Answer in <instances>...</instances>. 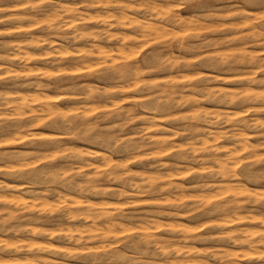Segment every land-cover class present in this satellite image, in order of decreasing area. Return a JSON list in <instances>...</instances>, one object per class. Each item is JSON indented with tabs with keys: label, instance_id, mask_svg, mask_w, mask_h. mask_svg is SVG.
<instances>
[{
	"label": "rangeland",
	"instance_id": "obj_1",
	"mask_svg": "<svg viewBox=\"0 0 264 264\" xmlns=\"http://www.w3.org/2000/svg\"><path fill=\"white\" fill-rule=\"evenodd\" d=\"M26 1L0 0V21H2L0 22V167L7 165L10 167L11 165L17 169L22 163L29 164L22 170L0 169V264H25V256L27 259L29 257L33 259V255L34 258H37V255H42V257L65 261H61L62 264L67 261L66 264H99V262L93 261L96 258L108 259L105 262H100V264H161L162 262L167 263L169 260L172 261L173 258L177 262L176 264L183 259L201 260L203 258L209 259L212 264H218L213 256L209 255L212 250L213 253L222 254L223 247L239 251L243 249L242 246H234L232 241H217L218 237L224 236L229 229L233 231L237 227L236 229H247L250 233L256 234L264 231V227L254 224H240L235 227L220 228L218 224L223 222L228 214L210 210L215 207L216 203L217 205L218 203L226 204V202L235 199V194L240 191L239 185H241L240 181L234 179V177H229L224 181L220 174L219 164L213 159L219 155H221L219 156L221 158L225 155V159L228 156L226 152L224 153L226 148L239 146V149L240 145H246L245 140H248L247 145L252 146H250L251 151L240 150L241 152L237 156L239 161L236 162L237 158L232 159L231 162L229 161V168L232 166L236 169L240 175V180H242L241 182L249 189H253V193L259 197H264V0H157L161 6L160 8H164L165 12L168 9L169 13L164 12L165 14L163 13L164 9L160 8V14L150 12L145 6L150 0H122L123 2L120 3V0H114L117 1L115 4L114 1L107 0L109 2L105 8H95L91 4L94 0ZM136 2L144 8L137 7ZM61 3L65 4L66 7ZM121 3H123L122 5H131L133 8L124 11L120 7ZM171 3L172 5L167 6ZM62 5L65 8L60 7ZM74 7L76 11H69ZM169 9L171 10L169 11ZM242 9H245V12ZM173 10L174 12H172ZM45 11L49 13L46 14ZM78 11H82V13ZM86 11L89 15L86 14ZM122 11L133 16L137 14L135 16L138 19L129 14L123 15ZM107 12L112 13V16ZM177 13L185 15L183 18H188V22L190 20L196 22L197 20L199 24L195 22L189 24V26L187 24H173L172 26L171 24L170 29L167 28L166 31L157 34L152 33L154 36L148 32L146 36L141 35L145 33L142 30V25L145 26L147 20V22L162 24V21L165 20H162L164 17L161 16H173ZM208 13H212V16ZM49 14L51 16H48ZM113 14L118 17L119 21L126 17L125 20L121 21L122 24L120 23L123 27L118 24V19L116 20ZM102 16H105L106 21L101 18ZM119 16L124 17L120 18ZM89 17H93L92 21ZM88 18L90 20L85 21ZM127 18L132 20H127ZM73 20L77 22H73ZM135 20L139 23L137 24ZM249 20H251L250 25ZM131 22L133 25H131ZM108 23L113 24V26L109 28ZM185 27L189 32L187 30L185 32ZM26 29L28 30L26 31ZM78 29L79 32H77ZM3 30L6 32L3 33ZM119 30H122V33ZM108 31L112 34L111 36ZM123 32L128 33V35ZM115 35L120 37L117 38ZM112 36L116 37L117 40L119 39V41L116 38L114 40ZM142 36H144L143 39H140ZM106 38L111 39L107 40ZM31 42L33 43L31 44ZM119 42L121 46L118 44ZM36 43L39 44L35 45ZM133 45L135 48H133ZM126 50H130V52ZM136 67L141 69L131 71ZM123 71L126 72L125 74L128 77L121 73ZM122 75L124 76L122 77ZM203 86H206V88ZM93 88L95 91L92 90ZM181 89L180 93L183 96L178 94ZM194 93L197 96L199 95V98ZM19 95L28 96L31 106L17 107V104L19 106ZM186 95L187 97H185ZM220 95L222 96L220 97ZM32 98H43L50 101L55 99L59 102L49 110V108L44 107V104L32 102ZM192 98L194 99L192 100ZM42 109L43 111H41ZM145 119L149 121V124L147 121H143ZM246 121H249L248 127H245ZM225 135L226 138H224ZM161 138L168 139L169 145L167 147L160 148L157 144H154ZM2 144L4 146H1ZM135 144L139 145L135 146ZM137 146L142 148L138 149ZM166 149L169 151L166 152ZM26 152L29 155L22 160L19 154ZM104 152L110 156L111 160L101 159V154H104ZM208 157L210 158L208 159ZM85 161L93 164L90 166ZM86 165H89V167ZM120 165H123L124 168ZM94 166H97L96 169ZM81 167H84V169ZM58 170L61 171L58 172ZM151 170L158 171L154 173L155 171ZM53 173L55 177H53ZM123 174L124 176H122ZM156 174L160 178L157 181L159 187L165 186L168 188L167 184H171L169 192L162 191L159 187L155 190L148 188L150 186L148 176ZM90 177L97 185V191L92 190L90 187L94 184L88 180ZM168 178L171 180H167ZM200 180L201 182H199ZM168 181H171V183ZM180 182L182 184L179 186L184 188L182 190L175 189ZM8 184L14 188L6 187ZM102 185L106 189L101 188ZM198 186L201 189H198ZM203 186L206 187L203 188ZM68 195L72 197L68 198ZM167 197L173 199L172 206L162 204ZM129 198L130 201L128 202ZM246 198L239 195L238 200L245 201ZM70 199H73V201ZM82 199L97 206H103L107 208L105 210L113 211L111 213L122 219L123 225L128 226V228L123 226V229H120L122 236L118 239L114 237L103 238L102 235L91 239L86 236L85 239L87 238V240L83 239L79 246L75 241L79 237L78 235L74 239L67 238L69 235L64 231H67L69 227H74L75 222L76 226L92 224L91 220L71 221L66 215L67 210L69 212L72 210L78 212L77 209L83 211L84 208L74 206L77 200L82 201ZM108 203H111V205L109 206ZM6 207H8L7 210ZM113 207L115 208L113 209ZM247 207L240 210L239 215L245 216L254 212L252 205ZM160 208H163V210ZM12 209L16 213H10ZM3 210L5 211L3 212ZM171 211L175 214L169 216L168 213ZM184 212L186 217L179 215L185 214ZM33 214L34 216L37 214L38 217H34ZM216 214L218 215L216 216ZM13 215L20 217H13ZM40 216H43V218H40ZM37 218L40 219L37 220ZM145 220L150 222L147 221V223ZM69 221L72 222V226L68 224ZM155 221L158 222L155 223ZM98 222L103 226L105 224V220ZM143 222L147 226L142 225ZM161 222L165 224L160 225ZM174 222H179V224L174 225ZM216 223L218 224L216 225ZM173 225L174 227H172ZM249 225H252V227ZM201 226L203 227L200 228ZM168 227L172 229H168ZM38 228L43 229V235H35L34 230L37 231ZM156 228L157 230H155ZM53 230L57 233H54ZM213 233L214 235L210 236ZM183 234L188 236V240H183ZM31 238L33 242L29 240ZM242 238L244 237L242 236ZM21 240L24 242H21ZM26 240H29L28 242L31 245ZM7 241L8 244L9 241L14 242L7 246ZM146 241L152 242L148 245L145 243ZM161 241H164V243ZM97 242L103 243L99 246ZM42 243L43 245L56 244L61 248L69 246L67 249L71 248V250H68L72 252L70 254H68V251L40 252L38 248L42 246ZM157 243L158 245H155ZM103 244H106L104 245L105 248ZM172 244H176L175 247ZM162 245L168 247V255L163 253ZM189 245L193 248H190ZM29 246L31 247L29 248ZM84 248L86 249L84 250ZM180 249L184 254L179 255L177 253ZM188 249L192 251L189 253ZM198 251L206 252L205 254H199ZM118 253H125V258H117L116 254ZM13 256L18 260L14 261ZM195 256L198 257L195 258ZM154 259H157V262ZM248 263L263 264L264 261L242 262V264Z\"/></svg>",
	"mask_w": 264,
	"mask_h": 264
},
{
	"label": "bare ground",
	"instance_id": "obj_2",
	"mask_svg": "<svg viewBox=\"0 0 264 264\" xmlns=\"http://www.w3.org/2000/svg\"><path fill=\"white\" fill-rule=\"evenodd\" d=\"M27 1H30V0H27ZM26 1V2H27ZM110 1V0H109ZM109 1H103V0H98V1H96L95 2V0H94V2H92L91 4H93V6L95 7V8H105V6H106V4L109 2ZM112 1H114V0H112ZM119 1V0H118ZM122 0H120L119 1V3L121 2ZM124 1V0H123ZM122 1V2H123ZM166 1V0H165ZM22 2H24V1H22ZM91 2V1H90ZM117 1H114V4L116 3ZM132 2V1H131ZM159 1H157V0H150V1H148L147 2V4H145V6L147 7V9L150 11V12H153V13H157V14H160V9H164V8H160L161 6H160V4L158 3ZM176 3H177V1H175ZM111 3V2H110ZM125 3H126V1H125ZM124 3V4H125ZM137 3V2H136ZM140 3H141V1H140ZM144 3V2H143ZM160 3H161V1H160ZM166 3V2H165ZM164 3V4H165ZM13 4V3H12ZM27 4V3H26ZM25 4V5H26ZM28 4H29V2H28ZM32 4V3H31ZM57 4V3H56ZM61 4H63V3H61ZM81 4H83L82 2H81ZM123 3H121L120 4V7L121 8H123L124 9V11H126V10H128V9H132L133 7L130 5H122ZM138 4V3H137ZM163 4V3H162ZM163 4V5H164ZM182 4V3H181ZM207 4V3H206ZM14 5V4H13ZM19 5V4H18ZM63 5H65V4H63ZM60 6V7H64V6ZM76 5V4H75ZM74 5V6H75ZM133 5V4H132ZM141 5V4H140ZM166 5V4H165ZM169 5H172V3L171 4H167V6H169ZM177 5V4H176ZM238 5V4H237ZM31 6V5H30ZM177 6H179V5H177ZM181 6V5H180ZM209 6V5H208ZM225 6V5H224ZM230 6H232V5H230ZM19 7V6H18ZM56 7V6H55ZM65 7H66V5H65ZM64 7V8H65ZM68 7H69V5H68ZM71 7V6H70ZM77 7V6H76ZM132 7V8H131ZM137 7H143L144 8V6H139V4H138V6ZM229 7V6H228ZM17 8V7H16ZM45 8V7H44ZM53 8V7H52ZM72 8V7H71ZM135 8H136V6H135ZM160 8V9H159ZM205 8V7H204ZM208 8V7H207ZM225 8V7H224ZM70 9V8H69ZM68 9V10H69ZM119 10H120V8H118ZM137 9H139V8H137ZM234 9H236V8H234ZM67 10V9H66ZM97 10V9H96ZM109 10V9H108ZM162 10H161V12H162ZM171 9H169V11H170ZM239 10V9H238ZM243 10V9H242ZM245 10V9H244ZM243 10V11H244ZM29 11V10H28ZM53 11V10H52ZM69 11H76V9H75V7L73 8V9H71V10H69ZM83 11H85V10H83ZM88 11V10H87ZM87 11H86V14L87 15H89L88 13H87ZM110 11V10H109ZM118 11V10H117ZM175 11H177V10H175ZM208 11V10H207ZM211 11V10H210ZM228 11V10H227ZM46 12V11H45ZM55 12V11H54ZM64 12V11H63ZM78 12H81L82 13V11H78ZM105 12V11H104ZM119 12V11H118ZM165 12V9L163 10V13ZM166 12H168V9H167V11ZM165 12V13H166ZM172 12H174V10L172 11ZM178 12H180V11H178ZM202 12H204V11H202ZM201 12V13H202ZM206 12V11H205ZM240 12V11H239ZM242 12V11H241ZM245 12V11H244ZM30 13V12H29ZM49 12H46V14H48ZM53 13V12H52ZM68 13V12H67ZM108 14H110V12H107ZM106 13V14H107ZM121 13V12H120ZM122 13H124L123 15H132V14H130V13H128V14H125V12H123L122 11ZM121 13V14H122ZM143 13V12H142ZM164 13V14H165ZM169 13V12H168ZM167 13V14H168ZM214 13H215V11H214ZM222 13V12H221ZM220 13V14H221ZM246 13H248V12H246ZM54 14V13H53ZM59 14V13H58ZM107 14V15H108ZM112 14V13H111ZM110 14V15H111ZM119 14V13H118ZM164 14H162V15H164ZM170 14H171V12H170ZM206 14H207V12H206ZM210 13H208V15H209ZM212 14V13H211ZM210 14V15H211ZM218 14V13H217ZM15 15V14H14ZM27 15V14H26ZM62 15V14H61ZM113 15H115V14H113ZM135 15H137V14H135ZM134 15V16H135ZM202 15H204V14H202ZM18 16V15H17ZM19 16H21L20 14H19ZM48 16H51L50 14L48 15ZM84 16V15H83ZM97 16H99V15H97ZM106 16V15H105ZM105 16H102L101 18L103 19ZM112 16V15H111ZM118 16V15H117ZM121 16V15H120ZM119 16V17H120ZM133 15H132V17H134ZM149 16H150V13H149ZM155 16L156 17H158L156 14H155ZM160 16V15H159ZM166 16V15H165ZM165 16H161V17H164L162 20H165V21H162V24H159V23H151V21H149V22H147L146 20V23H145V26L144 25H142L143 26V32H145V33H140L141 35H143L144 34V36H146V33L148 32V33H150V34H157L158 32H163V31H166L167 30V28H169V27H171L170 25L172 24V26H173V24L174 25H176V24H182V25H184V24H187V26H189V24H191V23H193V22H195L194 20H190L191 18V15H190V22H188V18H186V19H184L183 18V16L185 17V15H181V14H178L177 13V15H173V16H167V17H165ZM200 16V15H199ZM212 16V15H211ZM27 17V16H26ZM29 17V16H28ZM43 17V16H42ZM114 18L116 17V15L115 16H113ZM113 17H111V18H113ZM122 17H124V16H122ZM122 17H120V18H122ZM129 17H131V16H129ZM136 18H137V16H135ZM134 17V18H135ZM187 17V16H186ZM206 17H207V15H206ZM215 17H216V15H215ZM3 18V17H2ZM10 18V17H9ZM62 18V17H61ZM83 18V17H82ZM90 19H91V21H92V18L93 17H89ZM88 18V20L86 19H84L85 21H89L90 19ZM135 18V19H136ZM140 18V17H139ZM155 18V17H154ZM197 18V17H196ZM210 18H212V17H210ZM218 18V17H217ZM220 18V17H219ZM218 18V19H219ZM248 18V17H247ZM246 18V19H247ZM6 19V18H5ZM118 19V17H116V20ZM126 19V17L124 18V19H121L120 21H119V19H118V21L117 22H119L118 24L120 25V23H121V21L122 20H125ZM129 18H127V20H128ZM138 19V18H137ZM143 19H144V17H143ZM215 19V18H214ZM17 20V19H16ZM28 20V19H27ZM70 20V19H69ZM72 20V19H71ZM83 20V19H82ZM104 20H105V18H104ZM129 20H132V19H129ZM139 20H141V19H139ZM153 20V19H152ZM239 20H242V19H239ZM238 20V21H239ZM244 20V19H243ZM95 22H98L97 20H94ZM106 21V20H105ZM142 21V20H141ZM145 21H143V22H145ZM154 21V20H153ZM205 21V20H204ZM213 21V20H212ZM217 21V20H216ZM244 21H246V20H244ZM250 22H249V25H250V23H251V20H249ZM0 22H2V21H0ZM17 22H18V20H17ZM41 22V21H40ZM63 22V21H62ZM69 22V21H68ZM73 22H77V21H74L73 20ZM72 22V23H73ZM100 22H101V20H100ZM102 22H103V20H102ZM116 22V23H117ZM124 22H126V21H124ZM134 22V21H133ZM135 22L137 23V21L135 20ZM142 22V23H143ZM158 22V21H157ZM201 22H203L202 20H201ZM253 22V21H252ZM43 23V22H42ZM67 23V22H66ZM70 23V22H69ZM130 23V22H129ZM128 23V24H129ZM139 23V22H138ZM137 23V24H138ZM195 23H198L197 22V20H196V22ZM21 24V23H20ZM68 24V23H67ZM109 24V23H108ZM108 24H107V27H108ZM122 24V23H121ZM159 24V25H158ZM199 24V23H198ZM237 24V23H236ZM235 24V25H236ZM58 25V24H57ZM71 25V24H70ZM103 25H105V24H103ZM124 25V24H123ZM131 25H133L132 24V22H131ZM140 25V24H139ZM111 26H113V24H109V28L111 27ZM116 26V25H115ZM121 26V25H120ZM129 26H130V24H129ZM141 26V25H140ZM141 26V27H142ZM246 26V25H245ZM248 26V25H247ZM58 27H60V26H58ZM121 27H123V26H121ZM124 27H126V26H124ZM250 27H252V26H250ZM249 27V28H250ZM81 28V27H80ZM191 28V27H190ZM193 28H195V27H193ZM235 28H237L236 26H235ZM248 28V29H249ZM6 29V28H5ZM20 29V28H19ZM23 29V28H22ZM57 29V28H56ZM76 29V28H75ZM170 29V28H169ZM172 29V28H171ZM174 29V28H173ZM252 29H253V27H252ZM12 30V29H11ZM28 29H26V31H27ZM66 30V29H65ZM98 30V29H97ZM102 30V29H101ZM110 30V29H109ZM123 30V29H122ZM121 30V31H122ZM175 30V29H174ZM186 30H187V27H185V32H186ZM190 30H192V29H190ZM80 30L78 29V31L77 32H79ZM120 30H119V32H121ZM124 31V30H123ZM173 31V30H172ZM188 31V30H187ZM256 31H257V29H256ZM261 31V30H260ZM6 32V31H5ZM4 32V30H3V33H5ZM8 32V31H7ZM83 32V31H82ZM103 33L104 32H106V31H102ZM140 32H141V30H140ZM169 32V31H168ZM189 32V31H188ZM263 32V31H262ZM1 33V32H0ZM97 33V32H96ZM107 33V32H106ZM105 33V34H106ZM110 33V31H108V34ZM122 33V32H121ZM124 33V32H123ZM264 33V32H263ZM32 34V33H31ZM75 34V33H74ZM114 34H116V33H114ZM125 34V33H124ZM127 35H128V33H126ZM125 34V35H126ZM129 34H130V32H129ZM149 34V35H150ZM152 34V36H154ZM252 34V33H251ZM96 35V34H95ZM112 34L110 33V36H111ZM246 35V34H245ZM32 36V35H31ZM72 36H73V34H72ZM75 36V35H74ZM81 36V35H80ZM89 36H91V35H89ZM102 36V35H101ZM116 36V35H115ZM122 36V35H121ZM124 36V35H123ZM144 36H142L140 39H143V37ZM148 36V35H147ZM158 36V35H157ZM159 36H160V34H159ZM106 37V36H105ZM117 37V36H116ZM116 37H113L112 36V38L114 39V38H116ZM120 36H118L117 38H119ZM125 37V36H124ZM139 37V36H138ZM193 37V36H192ZM239 37V36H238ZM28 38V37H27ZM38 38V37H37ZM74 38V37H73ZM117 38H116V40H117ZM128 38V37H127ZM131 38H132V35H131ZM157 38V37H156ZM240 38V37H239ZM243 38V37H242ZM26 39V38H25ZM104 39V38H103ZM107 40H110V39H108V38H106ZM105 39V40H106ZM241 39V38H240ZM27 40V39H26ZM33 40V39H32ZM34 40H35V38H34ZM75 40V39H74ZM115 40V39H114ZM121 40H122V38H121ZM130 40V39H129ZM117 41H119V39L117 40ZM255 41V40H254ZM253 41V42H254ZM43 42V41H42ZM96 42V41H95ZM122 42H124V40H122ZM8 43V42H7ZM33 42H31V44H32ZM40 43V42H39ZM38 43V44H39ZM54 43V42H53ZM90 44H92L91 42H89ZM99 43V42H98ZM188 43V42H187ZM22 44V43H21ZM37 43L35 44V45H38ZM50 44H52V43H50ZM119 45L121 44L120 42L118 43ZM113 45V44H112ZM111 45V46H112ZM5 46V45H4ZM16 46V45H15ZM19 46V45H18ZM28 46V45H27ZM33 46V45H32ZM95 46V45H94ZM121 46V45H120ZM14 47V46H13ZM19 47H21V46H19ZM59 47V46H58ZM127 46L125 45V48H126ZM130 47V46H129ZM165 47V46H164ZM183 47V45L181 46V48ZM60 48H62V47H60ZM93 48V47H92ZM131 48V47H130ZM133 48H135L134 47V45H133ZM204 48V47H203ZM29 49V48H28ZM56 49V48H55ZM90 49V48H89ZM114 49V48H113ZM123 49V48H122ZM127 49V48H126ZM15 50H16V48H15ZM54 50V49H53ZM52 50V51H53ZM67 50V49H66ZM91 50V49H90ZM131 51H134V50H132V49H130ZM130 50H126V51H129L130 52ZM137 50V49H136ZM136 50H135V52H136ZM9 51V50H8ZM12 51V50H11ZM56 51V50H55ZM63 51V50H62ZM101 51V50H100ZM125 51V50H124ZM191 51V50H190ZM16 52H18V51H16ZM22 52V51H21ZM58 52V51H57ZM90 52V51H89ZM105 52V51H104ZM103 52V53H104ZM239 52V51H238ZM122 53V52H121ZM166 53V52H165ZM178 53V52H177ZM176 53V54H177ZM180 53V52H179ZM178 53V54H179ZM191 53V52H190ZM249 53V52H248ZM9 54V53H8ZM84 54H87V53H84ZM125 54V53H124ZM127 54H129V53H127ZM131 54V53H130ZM135 54V53H134ZM156 54V53H155ZM5 55V54H4ZM94 55V54H93ZM7 56V55H6ZM130 56V55H129ZM19 57V56H18ZM8 58V57H7ZM26 58V57H25ZM131 58V57H130ZM250 58V57H249ZM176 59V58H175ZM246 60V59H245ZM20 61V60H19ZM51 61V60H50ZM91 62V61H90ZM173 62H175V61H173ZM20 64V63H19ZM3 66V65H2ZM6 67V66H5ZM10 67V66H9ZM184 67V66H183ZM183 67H182V69H183ZM141 68L140 67H136L135 69H132L131 71H133V70H135V71H139ZM173 69H174V67H173ZM146 70V69H145ZM130 71V72H131ZM134 71V72H135ZM128 72V71H127ZM122 74H125L126 72L125 71H123V72H121ZM129 73V72H128ZM136 73V72H135ZM178 73V72H177ZM180 73H182V72H180ZM185 73V72H184ZM130 74V73H129ZM256 74V73H255ZM187 75H189V74H187ZM124 75H122V77H123ZM125 76H127L126 74H125ZM210 76V75H209ZM128 77V76H127ZM184 78V77H183ZM217 78V77H216ZM131 79V78H130ZM189 80V79H188ZM35 81V80H34ZM49 84V83H48ZM81 84H83V83H81ZM89 84H91V83H89ZM185 85V84H184ZM28 86V85H27ZM250 86V85H249ZM36 87V86H35ZM34 87V88H35ZM41 87V86H40ZM86 87H87V85H86ZM89 87V86H88ZM203 87H205L206 88V86H203ZM96 88V87H95ZM171 88V87H170ZM187 88V87H186ZM191 88V87H190ZM200 88V87H199ZM208 88V87H207ZM212 88V87H211ZM42 89V88H41ZM184 89H185V87H184ZM183 89V90H184ZM201 89V88H200ZM202 89H204V88H202ZM209 90H210V88H208ZM208 89H207V91H208ZM15 90V89H14ZM23 90V89H22ZM93 91H95V89L93 88L92 89ZM196 90V89H195ZM220 90V89H219ZM46 91V90H45ZM180 91H182V89L181 90H179V93L178 94H180V96H183V94L181 95V93H180ZM221 91V90H220ZM219 91V92H220ZM251 91V90H250ZM8 92V91H7ZM16 93H17V91H15ZM29 92V91H28ZM92 92V91H91ZM159 92V91H158ZM202 92V91H201ZM34 93V92H33ZM97 93V92H96ZM166 93H167V91H166ZM189 93V92H188ZM188 93H184V94H188ZM198 93V92H197ZM200 93V92H199ZM203 93H204V91H203ZM208 93V92H207ZM213 93V92H212ZM240 93V92H239ZM246 93H249V92H246ZM261 93V92H260ZM263 93V92H262ZM4 94V93H3ZM154 94V93H153ZM174 94H176V93H174ZM195 94V93H194ZM229 94V93H228ZM245 94V93H244ZM258 94V93H257ZM6 95V94H5ZM41 95V94H40ZM196 95V94H195ZM194 95V96H195ZM211 95V94H210ZM224 95V94H223ZM259 95V94H258ZM1 96V95H0ZM18 96V95H17ZM42 96V95H41ZM146 96V95H145ZM193 96V95H192ZM197 96V95H196ZM195 96V97H196ZM199 96V95H198ZM197 96V97H198ZM201 96H203V95H201ZM208 96V95H207ZM218 96V95H217ZM222 95H220V97H221ZM230 96V95H229ZM240 96V95H239ZM44 97V96H43ZM45 97H46V95H45ZM72 97V96H71ZM185 97H187V95L185 96ZM188 97H189V95H188ZM204 97V96H203ZM228 97V96H227ZM232 97V96H231ZM8 98V97H7ZM14 98H16V97H14ZM19 106H18V104H17V107H27V106H31L30 105V98L28 97V96H26V95H19ZM58 98V97H57ZM62 98H64V97H62ZM153 98V97H152ZM191 98V97H190ZM189 98V99H190ZM199 98V97H198ZM223 98V97H222ZM54 99V98H53ZM194 98H192V100H193ZM227 98H225V100H226ZM232 99V98H231ZM240 99V98H239ZM243 99V98H242ZM263 99H264V96H263ZM184 100V99H183ZM186 100H187V98H186ZM186 100H185V102H186ZM248 100H249V98H248ZM4 101H6V100H4ZM196 101V100H195ZM227 101H229L228 99H227ZM32 102H36V103H39V104H44L45 106L44 107H47V109L49 108V110L53 107V106H55L56 105V103L57 102H59V100H44L43 98H32ZM6 103H7V101H6ZM101 103V102H100ZM179 103V102H178ZM183 105V104H182ZM239 105V104H238ZM8 106V105H7ZM35 106V105H34ZM42 106V105H41ZM158 106V105H157ZM6 107V106H5ZM201 107V106H200ZM19 108V109H20ZM58 108V107H57ZM56 108V109H57ZM126 108V107H125ZM29 109V108H28ZM201 109V108H200ZM134 110V109H133ZM197 110V109H196ZM37 111V110H36ZM41 111H43V109L41 110ZM52 111V110H51ZM50 111V112H51ZM200 111V110H199ZM205 111V110H204ZM212 111V110H211ZM27 112V111H26ZM132 112H134V111H132ZM23 113V112H22ZM194 113V112H193ZM33 114V113H32ZM35 114V113H34ZM52 114V113H51ZM199 114V113H198ZM208 114V113H207ZM47 115V114H46ZM126 115V114H125ZM32 116H34V115H32ZM84 116V115H83ZM133 116V115H132ZM145 116V115H144ZM199 116V115H198ZM194 117V116H193ZM228 117V116H227ZM144 118V117H143ZM177 118H179V117H177ZM183 118V117H182ZM185 118H187V117H185ZM43 119V118H42ZM40 120V119H39ZM44 120V119H43ZM202 120V119H201ZM213 120V119H212ZM256 120H258V119H256ZM22 121V120H21ZM129 121V120H128ZM131 121V120H130ZM144 122L145 121H147L146 119L145 120H143ZM259 121V120H258ZM38 122V121H37ZM41 122V121H40ZM149 121H147V123H148ZM252 122V121H251ZM260 122V121H259ZM258 122V123H259ZM146 123V124H147ZM155 123V122H154ZM205 123V122H204ZM217 123V122H216ZM246 123V125H245V127H248V125H249V121H246L245 122ZM256 123V122H255ZM264 123V122H263ZM35 125H36V123H34ZM127 124V123H126ZM149 124V123H148ZM253 124H254V122H253ZM259 124H261V123H259ZM21 125V124H20ZM92 125V124H91ZM193 125V124H192ZM222 125V124H221ZM244 125V124H243ZM254 125H256V124H254ZM261 125H263V124H261ZM30 126V125H29ZM134 126V125H133ZM151 126V125H150ZM195 126V125H194ZM31 127V126H30ZM154 127V126H153ZM193 127V126H192ZM199 128V127H198ZM250 128V127H249ZM10 129V128H9ZM165 129V128H164ZM197 129V128H196ZM232 129V128H231ZM148 130V129H147ZM154 130V129H153ZM159 130H161V129H159ZM200 130V129H199ZM244 130H246V129H244ZM18 131V130H17ZM155 131H158V130H155ZM188 131V130H187ZM14 132V131H13ZM24 132V131H23ZM145 132V131H144ZM153 132V131H152ZM176 133V132H175ZM174 133V134H175ZM179 134V133H178ZM177 134V135H178ZM235 134V133H234ZM238 134H240V133H238ZM221 135H224V134H221ZM1 136V135H0ZM58 137V136H57ZM188 137V136H187ZM235 137V136H234ZM237 137V136H236ZM239 137V136H238ZM244 137V136H243ZM2 138V137H1ZM23 138V137H22ZM150 138V137H149ZM153 138H156V137H153ZM168 138V137H167ZM169 138H171V137H169ZM224 138H226V135L224 136ZM24 139V138H23ZM44 139V138H43ZM49 139V138H48ZM51 139V138H50ZM54 139H56V138H54ZM142 139V138H141ZM220 139H222V138H220ZM231 139V138H230ZM236 139V138H235ZM237 139H239V138H237ZM241 139V138H240ZM246 139V138H245ZM248 139V138H247ZM261 139H263V138H261ZM218 140V139H217ZM16 141V140H15ZM35 141V140H34ZM33 141V142H34ZM60 141V140H59ZM152 141H154V140H152ZM173 141V140H172ZM246 141V145L245 144H243V145H240V143H239V145H240V148L238 149V147L239 146H234L233 148H226L225 149V151H224V153L226 152V154L228 155L225 159H224V157H225V155H224V157L223 158H221V157H219V156H221V155H219V156H217L216 154H215V156H217V157H215L213 160L214 161H216L217 162V164H219V168H220V174H221V176H222V178L224 179V181L225 180H227L229 177H234V179H238L239 181H240V184L241 185H239V190L240 191H238V193L237 194H235L236 195V198L235 199H233V200H231V201H229V202H226V204H222V203H218V205H217V203L215 204V207L214 208H212V209H210V210H212V211H214V212H217V213H219V212H222V213H224V214H228V217L223 221V222H221L220 224H218V223H216V225L218 224V226L220 227V228H229V227H235V226H237V225H240V224H254V225H260V226H262V227H264V197L263 196H261V197H259V196H257V194H255V193H253V189H249L243 182H241L242 180H240V175L237 173V171H236V169L235 168H233L232 166H230V168H229V163L231 162V160L233 159H236L237 158V161L236 162H238L239 160H238V155L240 154V152L241 151H243V150H250V146L251 145H247V141L248 140H245ZM8 142V141H7ZM17 142V141H16ZM207 142V141H206ZM236 142V141H235ZM234 142V143H235ZM3 143H4V141H3ZM13 143V142H12ZM23 143V142H22ZM142 144H144V143H142ZM150 144H152V143H150ZM154 144H157L160 148H165V147H167V145H169L168 144V139H160V140H158V141H156V143H154ZM208 144V143H207ZM9 145V144H8ZM136 145H139V144H135V146ZM236 145H237V143H236ZM253 145V144H252ZM1 146H4L3 144L1 145ZM7 146V145H6ZM144 146V145H143ZM146 146V145H145ZM150 146V145H149ZM153 146H155V145H153ZM157 146V147H158ZM256 146V145H255ZM255 146H253V147H255ZM138 147V146H137ZM156 147V148H157ZM158 147V148H159ZM193 147V146H192ZM252 147V146H251ZM140 148H142V147H140ZM139 147H138V149H140ZM1 149V148H0ZM55 149V148H54ZM134 149V148H133ZM137 149V150H138ZM172 149V148H171ZM179 149V148H178ZM199 149V148H198ZM162 150V149H161ZM204 150V149H203ZM202 150V151H203ZM207 150V149H206ZM219 150V149H218ZM241 150V151H240ZM8 151V150H7ZM67 151V150H66ZM78 151V150H77ZM134 151H136V150H134ZM166 152H168L169 150L168 149H166L165 150ZM179 151V150H178ZM216 151V150H215ZM251 151V150H250ZM39 152V151H38ZM75 152V151H74ZM95 152V151H94ZM185 152V151H184ZM37 153V152H36ZM91 153V152H90ZM99 154H100V151L98 152ZM97 153V154H98ZM128 153V152H127ZM139 153V152H138ZM142 153V152H141ZM95 154H96V152H95ZM132 154V153H131ZM162 154H164V153H162ZM209 154V153H208ZM28 153L26 152V153H22V154H19V157H21V159L23 160V159H26L27 157H28ZM102 156H101V159H110V156L108 155V154H106L105 152H104V154H101ZM165 155H167V154H165ZM183 155V154H182ZM185 156H186V154H184ZM212 156L214 155V154H211ZM129 156V155H128ZM127 156V157H128ZM158 157V156H157ZM189 157V156H188ZM206 157V156H205ZM204 157V158H205ZM184 158V157H183ZM190 158V157H189ZM188 158V159H189ZM197 158V157H196ZM204 158H203V160H204ZM210 157H208V159H209ZM128 159H129V157H128ZM206 159V158H205ZM111 160V159H110ZM161 160H163V159H161ZM202 160V159H201ZM106 161V160H105ZM206 161V160H205ZM209 161V160H208ZM230 161V162H229ZM7 162V161H6ZM70 162V161H69ZM87 161H85V163H86ZM112 162H114V161H112ZM124 162V161H123ZM158 162H160V161H158ZM233 162V161H232ZM20 163V162H19ZM88 163V162H87ZM179 163V162H178ZM183 163V162H182ZM181 163V164H182ZM186 163V162H185ZM23 164V163H22ZM21 164V166L20 167H17V169H19V170H22V169H25L24 167H27L26 165H28L29 166V164H23L22 165ZM71 164V163H70ZM75 164V163H74ZM88 164H90V166L93 164V163H88ZM116 164V163H115ZM120 164V163H119ZM163 164V163H162ZM167 164V163H166ZM20 165V164H19ZM32 165H33V163H32ZM32 165H31V167H32ZM38 165H39V163H38ZM83 165V164H82ZM118 165V164H117ZM124 165V164H123ZM123 165H120V166H122L123 167ZM141 165H143V164H141ZM147 165V164H146ZM175 165H176V163H175ZM174 165V166H175ZM178 165V164H177ZM235 165H237V164H235ZM86 166H88L89 167V165H86ZM97 166H99V165H97ZM96 166V167H97ZM116 166V165H115ZM119 166V165H118ZM145 166V165H144ZM154 166V165H153ZM161 166V165H160ZM163 166V165H162ZM170 166V165H169ZM178 166H180V165H178ZM181 166H183V165H181ZM11 167V168H10ZM10 167H9V165H7V166H5V167H0V169L1 168H3V169H5V170H17V169H15L16 167H12L11 165H10ZM57 167V166H56ZM87 167V168H88ZM93 167V166H92ZM96 167L94 166V168L96 169ZM106 167H108V166H106ZM129 167V166H128ZM148 167V166H147ZM150 167V166H149ZM152 167V166H151ZM159 167V166H158ZM168 167V166H167ZM166 167V168H167ZM232 167V168H231ZM81 168H83L84 169V167H81ZM86 168V167H85ZM99 168V167H98ZM124 168V167H123ZM132 168V167H131ZM171 168V167H170ZM186 168V167H185ZM80 169V168H79ZM99 169H101V168H99ZM144 169V168H143ZM142 169V170H143ZM156 169V168H155ZM169 169V168H168ZM173 169V168H172ZM175 169V168H174ZM167 170V169H166ZM247 170V169H246ZM251 170H252V168H251ZM32 171V170H31ZM59 171H61V170H58V172ZM65 171V170H64ZM76 171V170H75ZM80 171V170H79ZM113 171V170H112ZM144 171V170H143ZM147 171V170H146ZM151 171H155L154 173H156L157 171L156 170H151ZM162 171V170H161ZM161 171H159V172H161ZM173 171V170H172ZM177 171V170H176ZM211 171V170H210ZM249 171H250V168H249ZM53 172V171H52ZM66 172V171H65ZM82 172V171H81ZM111 172V171H110ZM147 172H150V171H147ZM158 172V173H159ZM212 172V171H211ZM253 172H255L256 173V171L255 170H253ZM50 173V172H49ZM83 173V172H82ZM97 173H99L98 171H97ZM120 173H121V171H120ZM126 173V172H125ZM152 173V172H151ZM197 173H198V171H197ZM200 173V172H199ZM214 173V172H213ZM254 173V175H256ZM261 173H263V172H261ZM110 174V173H109ZM108 174V175H109ZM116 174H118V172H116ZM135 174V173H134ZM163 174H164V172H163ZM168 174V173H167ZM210 174V173H209ZM212 174V173H211ZM219 174V175H220ZM46 175V174H45ZM52 175V174H51ZM56 175V174H55ZM58 175H60V174H58ZM94 176H95V174H93ZM97 175V174H96ZM113 175V174H112ZM128 175H130L129 173H128ZM137 175V174H136ZM139 175V174H138ZM179 175V174H178ZM177 175V176H178ZM184 175V174H183ZM202 175V174H201ZM213 175V174H212ZM212 175H209V176H211V177H213ZM216 175H217V173H216ZM258 175V174H257ZM63 176V175H62ZM111 176V175H110ZM122 176H124V174L122 175ZM130 176H132V175H130ZM130 176H128V177H130ZM146 176V175H145ZM170 176H173V175H170ZM175 176V175H174ZM53 177H55L54 176V173H53ZM60 177V176H59ZM121 177V176H120ZM135 177V176H134ZM215 177V176H214ZM258 177V176H257ZM148 178H149V185L150 186H148V188L150 187L151 188V190H155V189H157L159 186L157 185V181H158V179H160L159 177H158V175L156 174V175H150V176H148ZM172 178V177H171ZM199 178V177H198ZM204 178V177H203ZM258 178H260V177H258ZM93 178L92 177H90V179L88 178V180H90V182H92V183H94V181L92 180ZM119 179H121V178H119ZM124 179V178H123ZM129 179V178H128ZM135 179V178H134ZM139 179V178H138ZM144 179V178H143ZM166 179V178H165ZM220 179V178H219ZM136 180V179H135ZM167 180H171V179H167ZM199 180V179H198ZM247 180V179H246ZM121 181V180H120ZM126 181V180H125ZM161 181H163V180H161ZM223 181V180H222ZM230 181V180H229ZM234 181H236V180H234ZM104 182V181H103ZM145 182H147V181H145ZM160 182V181H159ZM165 182V181H164ZM168 182H170L171 183V181H168ZM199 182H201V180L199 181ZM203 182V181H202ZM238 182V181H237ZM257 182V181H256ZM2 183V182H1ZM83 183V182H82ZM130 183H132L131 181H130ZM134 183V182H133ZM137 183V182H136ZM142 183V182H141ZM195 183H197V182H195ZM30 184V183H29ZM123 184H124V181H123ZM143 184H144V181H143ZM169 184V183H168ZM167 184V186H168V188L169 187H171V184L170 185H168ZM175 184H176V182H175ZM174 184V185H175ZM182 184V182H180V184L178 183V186L177 187H175V186H173V187H175V189H183L184 187L183 186H179V185H181ZM192 184V183H191ZM198 184H200V183H198ZM205 184V183H204ZM210 184H212V183H210ZM229 184V183H228ZM134 185V184H133ZM148 185V184H147ZM161 185V184H160ZM177 185V184H176ZM203 185V184H202ZM209 185V184H208ZM212 185H214V184H212ZM218 185V184H217ZM220 185V184H219ZM78 186V185H77ZM136 186H138V185H136ZM184 186H186V185H184ZM191 186V185H190ZM200 186V185H199ZM199 186H198V189H201V188H199ZM216 186V185H215ZM226 186V185H225ZM225 186H224V188H225ZM236 186V185H235ZM6 187H8V188H12L13 186H11L10 184H8V185H6ZM91 188H92V190H94V191H97L98 190V187H97V185L94 183L92 186H90ZM130 187V186H129ZM146 187V186H145ZM204 187H206V186H203V188ZM228 187H229V185H228ZM232 187V186H231ZM14 188V187H13ZM18 188V187H17ZM21 188H23V187H21ZM101 188H104L103 187V185H102V187ZM142 189H143V187H141ZM141 188H139V189H141ZM162 191H164V190H166L167 192H169L170 191V189L171 188H166L165 186L164 187H159ZM30 189V188H29ZM58 189V188H57ZM104 189H106V188H104ZM104 189H102V190H104ZM136 189H137V187H136ZM144 189H146V188H144ZM174 189V188H173ZM214 189V188H213ZM233 189V188H232ZM7 190V189H6ZM20 190V189H19ZM31 190V189H30ZM138 190V189H137ZM205 190V189H204ZM215 190V189H214ZM15 191V190H14ZM117 191V190H116ZM120 191V190H119ZM124 191V190H123ZM198 191V190H197ZM201 191V190H200ZM203 191V190H202ZM211 191V190H210ZM217 192H218V190H216ZM233 191V190H232ZM231 191V192H232ZM37 192V191H36ZM40 192V191H39ZM43 192H45V191H43ZM113 192V191H112ZM127 192V191H126ZM139 192V191H138ZM193 192V191H192ZM208 192V191H207ZM230 192V193H231ZM233 192H236V191H233ZM232 192V193H233ZM72 193V192H71ZM119 193V192H118ZM123 193V192H122ZM173 193H176V192H173ZM178 193V192H177ZM176 193V194H177ZM187 193V192H186ZM229 193V192H228ZM229 193V194H230ZM124 194V193H123ZM127 194V193H126ZM130 194H132V193H130ZM143 194V193H142ZM180 194V193H179ZM182 194H184V193H182ZM189 194V193H188ZM200 194V193H199ZM83 195V194H82ZM121 195V194H120ZM172 195V194H171ZM232 195V194H231ZM234 195V194H233ZM239 195H241V196H243V197H247L246 199H245V201H241V200H238V197H239ZM9 196V195H8ZM38 196V195H37ZM36 196V197H37ZM40 196V195H39ZM44 196V195H43ZM47 196V195H46ZM62 196V195H61ZM65 196V195H64ZM88 196V195H87ZM119 196V195H118ZM162 197H163V195H161ZM174 196V195H173ZM201 196H203V194H201ZM222 196H223V194H222ZM221 196V197H222ZM42 197V196H41ZM72 197V196H71ZM69 195H68V198H71ZM80 198H81V196H79ZM86 197V196H85ZM120 197V196H119ZM157 197H159V196H157ZM175 197V196H174ZM220 197V196H219ZM56 198V197H55ZM58 198V197H57ZM75 198V197H74ZM91 198V197H90ZM102 198V197H101ZM135 198V197H134ZM178 198V197H177ZM216 198H218V197H216ZM227 198V197H226ZM230 198H231V196H230ZM230 198H227V199H230ZM234 198V197H233ZM4 199V198H3ZM24 199V198H23ZM41 199V198H40ZM87 199H88V197H87ZM128 199V198H127ZM162 199V198H161ZM176 199V198H175ZM189 199V198H188ZM192 199V198H191ZM198 199V198H197ZM6 200V199H5ZM28 200V199H27ZM65 201H66V199H64ZM71 200V199H70ZM79 200V199H78ZM76 201L75 202V205L74 206H76V207H79V208H84V210L83 211H81L80 209V211L77 209V211L78 212H75L76 210H72V209H70V210H72V211H68L67 210V212H66V215H68V218L71 220V221H76V220H79V219H84L85 221H90L91 220V222H92V224L91 225H88L87 226V224L84 226H76V222H75V225H74V227H69V228H67V231L65 230L64 232L66 233H68V237L67 238H69V239H74V237H76V235H78L79 237L78 238H76V244H78V246H79V244L83 241V239H85V237L86 236H89L91 239H93V238H96V237H98V236H104L103 238H109V237H114V238H116V239H118V238H120L122 235V231H120V229H123V226L125 227V225H123L124 223H122L123 221H121L122 219H119L114 213H111V212H113V211H111V209H110V211L111 212H109V210L107 211V210H105V209H107V208H105V207H103V206H97L96 204H92L91 202H89V201H86L85 199V201H83V199H82V201ZM81 200V199H80ZM110 200V199H109ZM122 200V199H121ZM183 200V199H182ZM181 200V201H182ZM211 200V199H210ZM210 200H208V201H210ZM244 200V199H243ZM11 201V200H10ZM26 201V200H25ZM38 201V200H37ZM71 201H73V199L71 200ZM130 201V198H129V200H128V202ZM132 201V200H131ZM191 201V200H190ZM199 201V200H198ZM207 201V202H208ZM9 202V201H8ZM8 202H6V203H8ZM40 202V201H39ZM44 202V201H43ZM103 202V201H102ZM125 202V201H124ZM146 202H149V201H146ZM155 202V201H154ZM160 202V201H159ZM175 202V201H174ZM193 202H195V201H193ZM15 203V202H14ZM18 203H19V200H18ZM123 203V202H122ZM196 203V202H195ZM8 204H10V203H8ZM23 204V203H22ZM32 204V203H31ZM46 204V203H45ZM109 204V203H108ZM126 204H128V203H126ZM130 204V203H129ZM133 204V203H132ZM163 205H166V206H172L173 205V199H171L170 197H167L166 198V200H165V202L164 203H162ZM187 204V203H186ZM37 205V204H36ZM51 205V204H50ZM55 205V204H54ZM99 205V204H98ZM111 205V203L109 204V206ZM174 205H176V204H174ZM190 205V204H189ZM202 205V204H201ZM211 205H214V204H211ZM217 205V206H216ZM248 205H252L253 207H254V212H252V213H250L249 215H245V216H242V215H239V212H240V210H242V209H246V207L248 206ZM21 206V205H20ZM39 206V205H38ZM71 206V205H70ZM73 206V205H72ZM179 206H181V205H179ZM5 207V206H4ZM24 207V206H23ZM22 207V208H23ZM123 207V206H122ZM182 207V206H181ZM186 207V206H185ZM188 207V206H187ZM249 207H251V206H249ZM7 208L8 207H6V210H7ZM21 208V209H22ZM52 208V207H51ZM66 208V207H65ZM115 207H113V209H114ZM147 208V207H146ZM178 208V207H177ZM198 208V207H197ZM24 209V208H23ZM22 209V210H23ZM26 209H27V207H26ZM29 209H31V208H29ZM37 209V208H36ZM68 209V208H67ZM109 209V208H108ZM147 209H149V208H147ZM147 209H145V210H147ZM157 209V208H156ZM160 209H162L163 210V208H160ZM209 209V208H208ZM247 209H248V207H247ZM52 210V209H51ZM117 210H119V209H117ZM121 210V209H120ZM132 210V209H131ZM168 210V209H167ZM251 210V209H250ZM1 211V210H0ZM5 210H3V212H4ZM19 211V210H18ZM42 211V210H41ZM44 211V210H43ZM166 211V210H165ZM174 211H177V210H174ZM209 211V210H208ZM207 211V212H208ZM248 211V210H247ZM40 212V211H39ZM52 212V211H51ZM115 212V211H114ZM180 212V211H179ZM187 212V211H186ZM190 212V211H189ZM9 213V212H8ZM8 213H7V215H8ZM10 213H12V214H14V213H16L15 211L13 212V209H12V212L10 211ZM68 213V214H67ZM122 213H124V212H122ZM163 213V212H162ZM185 213V212H184ZM206 213V212H205ZM210 213V212H209ZM27 214V213H26ZM26 214H24V215H26ZM172 214H175V213H173L172 211L171 212H169L168 213V215L169 216H171ZM176 214H178V213H176ZM199 214V213H198ZM167 215V214H166ZM179 215H182V216H185L186 215V213L185 214H179ZM215 215V214H214ZM218 214H216V216H217ZM9 216L10 217H12V215H10L9 214ZM31 216V215H30ZM33 216H34V214H33ZM35 216H37V214L35 215ZM34 216V217H35ZM142 217H143V215H141ZM144 216H145V214H144ZM151 216V215H150ZM174 216V215H173ZM7 217V216H6ZM13 217H20V216H14L13 215ZM23 217V216H22ZM27 217H28V214H27ZM38 217V216H37ZM145 217H147V216H145ZM186 217V216H185ZM199 217V216H198ZM221 217V216H220ZM40 218H43V216H40ZM40 218H37V220H39ZM47 218V217H46ZM67 218V219H68ZM148 218V217H147ZM160 218V217H159ZM222 218V217H221ZM221 218H219V219H221ZM22 219V218H21ZM150 219V218H149ZM161 219V218H160ZM197 219V218H196ZM224 219V218H223ZM6 220V219H5ZM9 220V219H8ZM16 220V219H15ZM100 220H105V224H104V226L102 225H100L99 224V222L98 221H100ZM152 220V219H151ZM157 220V219H156ZM166 220V219H165ZM168 220H170V219H168ZM181 220V219H180ZM192 220V219H191ZM208 220V219H207ZM211 220V219H210ZM138 221V220H137ZM146 222L148 221V220H145ZM160 221V220H159ZM175 222H176V220H174ZM182 221V220H181ZM70 222V221H69ZM142 222V221H141ZM148 222H150V221H148ZM147 222V223H148ZM154 222V221H153ZM156 222H158V221H155V223ZM174 222V223H175ZM67 223V222H66ZM72 222H70V223H68V224H71ZM129 223V222H128ZM137 223V222H136ZM178 224H179V222H177ZM177 223H175L174 225H176ZM209 223V222H208ZM36 224V223H35ZM40 224V223H39ZM38 224V225H39ZM78 224V223H77ZM158 224V223H157ZM160 225L161 224H165V223H159ZM158 224V225H159ZM167 224V223H166ZM23 225V224H22ZM21 225V226H22ZM60 225V224H59ZM142 225H145V226H147L146 224H144V222H143V224ZM153 225H154V223H153ZM174 225L172 226V227H174ZM185 225V224H184ZM26 226V225H25ZM37 226V225H36ZM57 226V225H56ZM63 226V225H62ZM65 226V225H64ZM71 226H72V224H71ZM76 226V227H75ZM149 226V225H148ZM155 226V225H154ZM250 226V225H249ZM259 226V227H260ZM40 227V226H39ZM58 227V226H57ZM157 227V226H156ZM203 226H201L200 228H202ZM250 227H252V225L250 226ZM254 227V226H253ZM20 228V227H19ZM37 228V227H36ZM63 228V227H62ZM65 228V227H64ZM65 228V229H66ZM125 228H128V226L127 227H125ZM147 228V227H146ZM152 228V227H151ZM161 228V227H160ZM162 228H163V226H162ZM170 227H168V229H169ZM178 228H181V227H178ZM237 227H235V230H233V231H230V229H229V231L227 232V233H223L224 234V236H222V237H218V239H217V241H232V243L234 244V246H242L243 247V249L241 250V251H239V250H233V249H229V248H222V250H223V253L222 254H220V253H213L212 251H211V254H209L210 256H213V258H214V260L216 261V262H218V264H242V262L244 263V262H253V261H256V260H259V262L260 261H264V231L262 232L261 231V233H259V234H256V233H250V231L249 230H247V229H236ZM50 229V228H49ZM59 229H61V228H59ZM154 229V228H153ZM170 229H172V228H170ZM58 230V229H57ZM63 230V229H62ZM138 230V229H137ZM150 230V229H149ZM155 230H157V228L155 229ZM166 230V229H165ZM185 230V229H184ZM219 230H221V229H219ZM32 232H34L35 233V235H43V229L42 230H40L39 228L37 229V231H36V229L33 231V230H31ZM46 231V230H45ZM55 230H53V232H54ZM127 231V230H126ZM129 231V230H128ZM148 231V230H147ZM146 231V232H147ZM171 231V230H170ZM253 231V230H252ZM47 232V231H46ZM52 232V230L50 231V233ZM59 232V231H58ZM61 232H63V231H61ZM63 232V233H64ZM190 232V231H189ZM188 232V233H189ZM220 232V231H219ZM225 232V231H224ZM54 233H57V231L56 232H54ZM64 233V234H65ZM217 233V232H216ZM222 233V232H221ZM53 233H51V235H52ZM166 234V233H165ZM182 234V233H181ZM187 234V233H186ZM202 234V233H201ZM207 234V233H206ZM209 234V233H208ZM167 235V234H166ZM184 235V234H183ZM214 235V233L212 234V235H210V236H213ZM219 235H221V234H219ZM152 236V235H151ZM242 236L244 237V238H242ZM66 237V236H65ZM142 237H144V236H142ZM148 237V236H147ZM166 237V236H165ZM174 237V236H173ZM181 237V236H180ZM183 237V236H182ZM181 237V238H182ZM8 238V237H7ZM169 238V237H168ZM16 239V238H15ZM36 239H39V238H36ZM31 242H33V239L31 238V239H29ZM29 240H26L27 242L29 241ZM48 240V239H47ZM85 240H87V238L85 239ZM183 240H188V236L187 235H184V238H183ZM23 240H21V242H22ZM153 241V240H152ZM152 241H149V242H145V243H147L148 245L149 244H151V242ZM12 242H14V241H12ZM12 242H10L9 241V244H8V241H7V246L9 245L10 246V243H12ZM24 242V241H23ZM26 242V243H27ZM35 242V241H34ZM47 242V241H46ZM108 242V241H107ZM144 242V241H143ZM156 242V241H155ZM162 243H164V241H161ZM166 242H170V241H166ZM17 243V242H16ZM29 244H30V242H28ZM27 243V244H28ZM35 243H38V242H35ZM44 243H45V240H44ZM49 243H50V241H49ZM101 243H103V242H101ZM101 243H98L97 242V244H99V246H100V244ZM105 243V242H104ZM159 243V242H158ZM158 243L157 244H155V245H158ZM176 243V242H175ZM25 244V243H24ZM23 244V245H24ZM26 244V245H27ZM40 244V243H39ZM39 244H36V245H39ZM46 244V243H45ZM43 245V243H42V246H40L39 248H38V250L40 251V252H54V251H56V252H66V251H68L69 253L68 254H70L72 251H69V250H71V248H68L67 249V247H69V246H66L65 248H61V247H59V246H57L56 244H47V245ZM65 244V243H64ZM71 244V243H70ZM87 244V243H86ZM107 244H109V243H107ZM160 244V243H159ZM171 244V243H170ZM181 244H183L182 242H181ZM187 244V243H186ZM190 244V243H189ZM21 245V244H20ZM25 245V247H27ZM31 245V244H30ZM33 245V244H32ZM35 245V244H34ZM59 245V244H58ZM61 245V244H60ZM83 245H85V244H83ZM82 245V246H83ZM104 245H106V244H103V246ZM145 245V244H144ZM173 246L174 245H176V244H172ZM188 245V244H187ZM5 246V245H4ZM14 246H15V244H14ZM22 246V245H21ZM90 246H91V244L88 246L89 248H90ZM110 246V245H109ZM16 247V246H15ZM19 247V246H18ZM31 246H29V248H30ZM81 247V246H80ZM170 247H171V245H170ZM175 247V246H174ZM178 247V246H177ZM177 247H176V249H177ZM184 247V246H183ZM187 247V246H186ZM189 247H190V245H189ZM214 247V246H213ZM35 248V247H34ZM99 248V247H98ZM101 248V247H100ZM99 248V249H100ZM103 248V247H102ZM104 248H105V246H104ZM103 248V249H104ZM162 250H163V253L164 254H169L168 253V247H166V246H163L162 245ZM181 248H182V246H181ZM190 248H193V246H191ZM218 248V247H217ZM248 248V249H247ZM261 248H263V250H261ZM21 249V248H20ZM74 249V248H73ZM86 248H84V250H85ZM120 249V248H119ZM175 248H174V250H176ZM183 249V248H182ZM182 249H180L177 253L180 255V254H184V252L183 251H181ZM186 249V248H185ZM197 249V248H196ZM245 249H247V250H245ZM78 250V249H77ZM81 250V249H80ZM97 250V249H96ZM178 250V249H177ZM82 251H83V249H82ZM120 251H122V250H120ZM192 251V250H191ZM189 249H188V252L190 253L191 252ZM197 252V251H196ZM205 252L206 251H203V252H201V251H198V253L199 254H202V253H204L205 254ZM210 252V251H209ZM218 252V251H217ZM222 252V251H221ZM145 253V252H144ZM138 254V253H137ZM186 254V253H185ZM208 254V253H207ZM3 255V254H2ZM10 255V254H9ZM146 255V254H145ZM125 253L123 254V253H118V254H116V257L117 258H125ZM128 256H129V254H128ZM147 256V255H146ZM206 256H208V255H206ZM240 256H242V257H240ZM14 257V256H13ZM12 257V258H13ZM29 257V256H28ZM35 256L33 255V259L32 258H28L27 259V257L25 256V258L27 259H25V264H62L61 263V261H63V260H58V259H55V258H49V257H42V255H40V256H38L37 255V258H34ZM196 257H198V256H195V258ZM240 257V258H239ZM5 258V257H4ZM15 258V257H14ZM13 258V259H14ZM134 258V257H133ZM136 258V257H135ZM179 258V257H178ZM194 258V257H193ZM20 259V258H19ZM24 259V258H23ZM166 259V258H165ZM169 259V258H168ZM172 259V258H171ZM174 259V258H173ZM172 259V261H170L169 260V262H167V263H161L160 261H159V263H161V264H176L177 262H175L174 260ZM183 259V258H182ZM199 259H200V257H199ZM16 260H18V259H16L15 258V260L14 261H16ZM65 260V259H64ZM108 259H102V258H96L95 260H93V261H95V262H99V264H100V262H105V261H107ZM135 260V259H134ZM137 260H140V259H137ZM145 260V259H144ZM150 260H152V259H150ZM155 260V259H154ZM157 260V259H156ZM155 260V261H156ZM13 261V262H14ZM81 261V260H80ZM148 261V260H147ZM179 261V260H178ZM5 262V261H4ZM22 262H23V260H22ZM63 262H65V261H63ZM68 262V261H67ZM66 262V263H67ZM86 262V261H85ZM154 262V261H153ZM157 262V261H156ZM9 263V262H8ZM65 263V264H66ZM89 263V262H88ZM91 263V262H90ZM132 263V262H131ZM69 264V263H68ZM96 264V263H95ZM105 264V263H104ZM151 264V263H150ZM153 264H156V263H153ZM178 264H212V262L209 260V259H201V260H198V259H183V260H180L179 262H178ZM249 264V263H248ZM258 264V263H257ZM264 264V263H263Z\"/></svg>",
	"mask_w": 264,
	"mask_h": 264
}]
</instances>
